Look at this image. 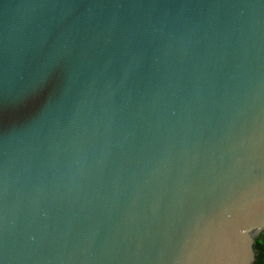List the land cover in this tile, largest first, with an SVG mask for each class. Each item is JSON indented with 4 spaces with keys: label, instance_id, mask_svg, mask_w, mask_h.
Instances as JSON below:
<instances>
[{
    "label": "water",
    "instance_id": "water-1",
    "mask_svg": "<svg viewBox=\"0 0 264 264\" xmlns=\"http://www.w3.org/2000/svg\"><path fill=\"white\" fill-rule=\"evenodd\" d=\"M264 0H0V264H253Z\"/></svg>",
    "mask_w": 264,
    "mask_h": 264
},
{
    "label": "trees",
    "instance_id": "trees-1",
    "mask_svg": "<svg viewBox=\"0 0 264 264\" xmlns=\"http://www.w3.org/2000/svg\"><path fill=\"white\" fill-rule=\"evenodd\" d=\"M253 249L257 252L253 264H264V235L261 232L255 239Z\"/></svg>",
    "mask_w": 264,
    "mask_h": 264
},
{
    "label": "built area",
    "instance_id": "built-area-1",
    "mask_svg": "<svg viewBox=\"0 0 264 264\" xmlns=\"http://www.w3.org/2000/svg\"><path fill=\"white\" fill-rule=\"evenodd\" d=\"M260 232L264 235V230H261ZM260 232H259V233H260Z\"/></svg>",
    "mask_w": 264,
    "mask_h": 264
}]
</instances>
